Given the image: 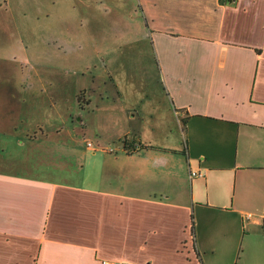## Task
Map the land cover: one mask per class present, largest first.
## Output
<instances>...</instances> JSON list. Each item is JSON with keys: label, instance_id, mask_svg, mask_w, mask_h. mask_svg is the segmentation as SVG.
Here are the masks:
<instances>
[{"label": "crops", "instance_id": "crops-1", "mask_svg": "<svg viewBox=\"0 0 264 264\" xmlns=\"http://www.w3.org/2000/svg\"><path fill=\"white\" fill-rule=\"evenodd\" d=\"M111 1L163 91L100 94L72 180L0 169V264H241L264 247V0Z\"/></svg>", "mask_w": 264, "mask_h": 264}, {"label": "rangeland", "instance_id": "rangeland-1", "mask_svg": "<svg viewBox=\"0 0 264 264\" xmlns=\"http://www.w3.org/2000/svg\"><path fill=\"white\" fill-rule=\"evenodd\" d=\"M123 9L111 0H0V169L72 180L95 142L100 94L120 91L133 101L145 82L146 91H163L152 42L144 31H121ZM144 46L143 66L134 55ZM123 55L133 58L118 65ZM3 130L19 134L7 141ZM58 169L69 171L62 177ZM260 244L259 236L241 264H264Z\"/></svg>", "mask_w": 264, "mask_h": 264}, {"label": "built area", "instance_id": "built-area-1", "mask_svg": "<svg viewBox=\"0 0 264 264\" xmlns=\"http://www.w3.org/2000/svg\"><path fill=\"white\" fill-rule=\"evenodd\" d=\"M234 0H231L230 2H233ZM197 175H203V173L201 172H195V171H192L191 172V176H197ZM102 264H131L127 261H113V260H103L102 261Z\"/></svg>", "mask_w": 264, "mask_h": 264}, {"label": "trees", "instance_id": "trees-1", "mask_svg": "<svg viewBox=\"0 0 264 264\" xmlns=\"http://www.w3.org/2000/svg\"><path fill=\"white\" fill-rule=\"evenodd\" d=\"M85 100V99H84ZM86 102H87V104H89L90 103V99H87V100H85Z\"/></svg>", "mask_w": 264, "mask_h": 264}]
</instances>
